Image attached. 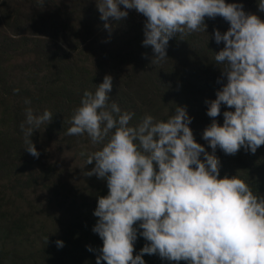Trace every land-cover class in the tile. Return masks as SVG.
I'll return each mask as SVG.
<instances>
[{
    "label": "rangeland",
    "instance_id": "rangeland-1",
    "mask_svg": "<svg viewBox=\"0 0 264 264\" xmlns=\"http://www.w3.org/2000/svg\"><path fill=\"white\" fill-rule=\"evenodd\" d=\"M245 2L254 6L250 14L264 20L259 0ZM127 11L125 19L104 21L96 0H0V264H96L103 241L93 232L98 221L94 211L109 189L106 180L86 175L95 167V161L86 164V159L102 145H93L86 134L66 133L84 91L94 93L106 75L113 77L111 100L122 113H134L130 126L145 115L166 122L177 106L186 107L195 140L213 154L203 139L213 121L206 101L215 100L227 83L224 65L214 63L224 48L215 42L214 31L230 24L219 16L206 17L207 31L172 37L168 58L153 64L152 46L143 45L146 17ZM201 78L211 86L182 95V82ZM27 107L53 115L31 137L39 158L24 148L20 124ZM229 110L234 108L221 105L215 118L221 126ZM214 154L220 178L237 175L264 197V145L255 154L244 148L235 155L217 148ZM135 227L134 256L149 243L139 235V222ZM58 240L64 247L58 248ZM143 259L145 264H177L158 254Z\"/></svg>",
    "mask_w": 264,
    "mask_h": 264
},
{
    "label": "clouds",
    "instance_id": "clouds-1",
    "mask_svg": "<svg viewBox=\"0 0 264 264\" xmlns=\"http://www.w3.org/2000/svg\"><path fill=\"white\" fill-rule=\"evenodd\" d=\"M96 3L104 21L125 19L129 9L146 17L143 45L152 46L153 64L168 58L172 37L183 39L207 31L206 17L219 16L230 24L224 33L214 31L215 42L224 44L215 62L224 65L227 83L215 100L206 101L207 115L213 121L203 131V139L213 154L195 140L186 107L177 106L166 122L145 115L139 124L130 126L134 113H122L109 95L111 75L105 76L94 93L84 91L66 134H86L93 145H102L86 159V164L95 161L86 175L106 180L109 189L107 196L98 198L94 211L98 221L93 232L103 241L96 264H145V254H158L177 264H264V197L254 194L237 175L220 178V161L214 154L217 148L226 155H235L241 148L255 154L264 145V20L246 13L242 3L226 0ZM258 8L264 12V0H259ZM104 27L111 31L110 24ZM222 104L234 108L223 113V126L215 119ZM52 119L47 109L42 114L25 109L20 124L24 148L35 158L40 152L31 137ZM138 222L143 230L139 235L149 243L134 256ZM56 244L64 247L63 241ZM88 250L93 251L90 246Z\"/></svg>",
    "mask_w": 264,
    "mask_h": 264
},
{
    "label": "trees",
    "instance_id": "trees-1",
    "mask_svg": "<svg viewBox=\"0 0 264 264\" xmlns=\"http://www.w3.org/2000/svg\"><path fill=\"white\" fill-rule=\"evenodd\" d=\"M226 3H242L244 5L245 12L249 13V14H250L252 8L254 7V6H250L249 4H247L245 2V0H226ZM227 30L221 29L219 31L221 33H224ZM209 50L211 51V49H209ZM214 63L216 64L215 60H214ZM209 86H211L209 81L206 80L205 78H201V81L197 82V83L182 82V87H181L180 91H181L182 95L183 94L184 95H189V93L192 92V91H195V90L201 91L202 88L209 87ZM221 166L224 167V165H221Z\"/></svg>",
    "mask_w": 264,
    "mask_h": 264
}]
</instances>
